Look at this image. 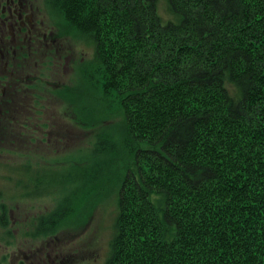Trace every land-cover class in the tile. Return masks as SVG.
Listing matches in <instances>:
<instances>
[{"label":"trees","instance_id":"trees-1","mask_svg":"<svg viewBox=\"0 0 264 264\" xmlns=\"http://www.w3.org/2000/svg\"><path fill=\"white\" fill-rule=\"evenodd\" d=\"M48 4L93 47L133 152L104 264H264V0ZM116 150L102 132L89 168L21 186L92 184Z\"/></svg>","mask_w":264,"mask_h":264},{"label":"rangeland","instance_id":"rangeland-1","mask_svg":"<svg viewBox=\"0 0 264 264\" xmlns=\"http://www.w3.org/2000/svg\"><path fill=\"white\" fill-rule=\"evenodd\" d=\"M37 4L47 22L56 26L62 48L43 56L30 84L32 93L15 101L16 121L25 125L31 118L25 110L31 97L35 125L0 144V206L4 207L3 212L0 208V264H51L54 253L58 264H104L118 185L125 170L132 168L124 112L116 93L103 88V71L92 69L93 47L76 25L48 0H37ZM31 131L34 138L29 136ZM102 132L117 150L97 159L104 167L92 184L64 191L21 186L28 175L46 180L89 168L93 159L88 153ZM40 217H52L53 224L37 231ZM9 243L14 253L8 254Z\"/></svg>","mask_w":264,"mask_h":264},{"label":"flooded vegetation","instance_id":"flooded-vegetation-1","mask_svg":"<svg viewBox=\"0 0 264 264\" xmlns=\"http://www.w3.org/2000/svg\"><path fill=\"white\" fill-rule=\"evenodd\" d=\"M60 45L56 26L47 22L37 0H0V144L19 137L20 129L35 125L31 97L25 107L31 117L25 122L26 126L16 121L19 109H16L15 101L23 94L26 98L30 96L27 97V92L32 93L30 84L36 79L43 56L54 51L58 53L62 48ZM29 136L34 138V131ZM0 208L3 212L4 207ZM52 220V217H40L36 230L47 228L53 224ZM12 247L9 243L8 254L14 253ZM54 254L55 260L51 264H58V254Z\"/></svg>","mask_w":264,"mask_h":264}]
</instances>
